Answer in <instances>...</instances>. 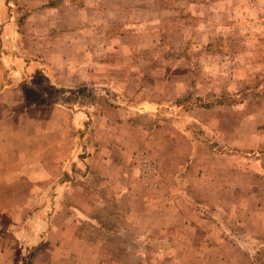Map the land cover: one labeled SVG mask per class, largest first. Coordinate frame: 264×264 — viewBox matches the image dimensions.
Instances as JSON below:
<instances>
[{
  "label": "rangeland",
  "instance_id": "1",
  "mask_svg": "<svg viewBox=\"0 0 264 264\" xmlns=\"http://www.w3.org/2000/svg\"><path fill=\"white\" fill-rule=\"evenodd\" d=\"M101 4L63 46L74 94L99 96L91 117L49 126L41 107L34 141H13L39 154L0 171V264H264V0ZM98 159L123 162L100 174ZM205 179L239 187L221 201L192 191ZM139 196L181 203L134 219Z\"/></svg>",
  "mask_w": 264,
  "mask_h": 264
},
{
  "label": "crops",
  "instance_id": "2",
  "mask_svg": "<svg viewBox=\"0 0 264 264\" xmlns=\"http://www.w3.org/2000/svg\"><path fill=\"white\" fill-rule=\"evenodd\" d=\"M26 1H18L17 5L15 2L11 4L8 0L0 1V171L2 172L15 170V167L11 166L10 168L8 163L15 164L24 160L26 155L24 148L27 147L35 153L39 152V144L36 147H23L16 146L14 142L15 140L34 141L33 138L36 134L33 133L42 129L41 107L50 109V117H55V119H46L47 124L50 123L49 126L55 125L56 119L60 120L58 116H53V114L70 112L73 116L74 110L76 111V118L81 119V123H83L84 117H91V113H88L89 109L84 110V107L92 103L96 105V100L99 97L97 95L98 97L95 98L94 92L88 93L91 87L87 84L80 85L83 88L87 86L85 89L87 95L74 94L72 83L74 64L71 65V60L75 57L73 55L70 57L69 48L67 47L68 49L65 50L63 46H73L83 35V32L79 34L77 31H83L86 24L91 25L87 13H98V18H100V13L105 12L101 1L105 0H92L91 3L89 0H66V3L61 2L62 0H32L34 1L33 4ZM51 29H58V34L46 36ZM41 46H47V50H43ZM55 66H61L60 70H56ZM76 101L77 104L74 105ZM66 122H69L68 117ZM26 128L29 129V136L27 137H25L27 135ZM31 128H34L32 132L30 131ZM51 131L55 132V129H51L50 133ZM105 132L107 133V130ZM82 138V142L85 144L87 135ZM10 156L13 159H5V157ZM195 156L198 155L191 156L193 161H195ZM101 160H97V170L100 174L105 171V167L112 168L113 163L121 164L123 162V159L121 161L116 160V162ZM257 161L259 162L261 159ZM33 170L37 173L41 171L39 167H35ZM199 174L203 176V173ZM242 176L248 178L247 174ZM203 181L206 183L191 186L192 191L195 193L201 192V190L209 192L210 194L205 195L208 197L216 195L221 201L228 198L232 189L236 190L239 187L235 185L233 187L230 184L225 188L207 179ZM65 183L67 182L65 181L63 184ZM85 184H79V187L84 190L87 189L89 195L90 188H84ZM254 188L255 185H253L252 191ZM135 189L133 188V190ZM138 199L142 204L141 208L145 209L138 212L140 217L135 216L134 219H163V214L171 213L172 209L178 210L181 203L178 199L172 198L165 203L162 202L160 207L155 206L157 202L152 198L143 199L139 196ZM148 206H151L152 209ZM58 232L61 231L53 232L52 236H57ZM62 232V234L70 235L69 229ZM103 232V229H99L98 236ZM57 243L58 241L55 240L54 244ZM49 244L51 245V241ZM63 249L67 252L71 250L67 246ZM42 250L40 244L32 251V257L36 258L41 255ZM50 262L53 263L52 259ZM40 264H42V260Z\"/></svg>",
  "mask_w": 264,
  "mask_h": 264
},
{
  "label": "trees",
  "instance_id": "3",
  "mask_svg": "<svg viewBox=\"0 0 264 264\" xmlns=\"http://www.w3.org/2000/svg\"><path fill=\"white\" fill-rule=\"evenodd\" d=\"M220 104H222V102H221ZM119 240H120V239H119Z\"/></svg>",
  "mask_w": 264,
  "mask_h": 264
}]
</instances>
